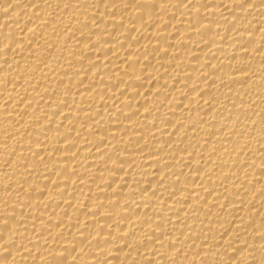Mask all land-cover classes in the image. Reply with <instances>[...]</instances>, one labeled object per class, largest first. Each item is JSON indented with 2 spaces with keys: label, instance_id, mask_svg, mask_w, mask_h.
<instances>
[{
  "label": "bare ground",
  "instance_id": "bare-ground-1",
  "mask_svg": "<svg viewBox=\"0 0 264 264\" xmlns=\"http://www.w3.org/2000/svg\"><path fill=\"white\" fill-rule=\"evenodd\" d=\"M0 264H264V0H0Z\"/></svg>",
  "mask_w": 264,
  "mask_h": 264
}]
</instances>
